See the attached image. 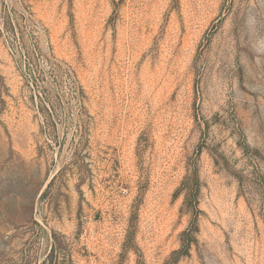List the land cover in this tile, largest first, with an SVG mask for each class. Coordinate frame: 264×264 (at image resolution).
<instances>
[{"label": "rangeland", "instance_id": "rangeland-1", "mask_svg": "<svg viewBox=\"0 0 264 264\" xmlns=\"http://www.w3.org/2000/svg\"><path fill=\"white\" fill-rule=\"evenodd\" d=\"M0 264H264V0H0Z\"/></svg>", "mask_w": 264, "mask_h": 264}]
</instances>
